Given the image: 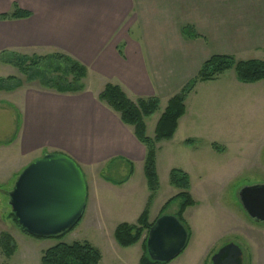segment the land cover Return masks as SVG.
Listing matches in <instances>:
<instances>
[{
  "label": "crops",
  "instance_id": "crops-1",
  "mask_svg": "<svg viewBox=\"0 0 264 264\" xmlns=\"http://www.w3.org/2000/svg\"><path fill=\"white\" fill-rule=\"evenodd\" d=\"M223 1L0 0V15L12 13L14 6L29 13L26 19L0 21V55L41 57L59 53L86 68L84 90L75 95L24 84L16 90L0 92L8 98L0 106L13 112L15 122L12 133L0 139V175H3L0 185L45 154L66 155L93 175L97 169L119 162L121 166H114L112 172L124 171L127 176L131 170L125 181L126 177L115 183L92 178L87 186L81 220L91 231L102 235L103 230L93 228L106 216L103 196L122 198L130 189L127 187L133 185L134 175L140 172L143 176L145 149L135 139L132 128L123 125L117 114L97 100L98 95L110 84L118 86L132 102L155 97L159 110L162 107L164 111L168 101L207 60L203 57L205 41L198 27L201 25L203 30L206 8L222 6ZM244 3L246 9L259 7L260 14L264 13V0H244ZM185 26L192 27L200 38L182 37L181 28ZM3 66L10 72L15 69ZM218 80L200 83L196 88ZM196 88L188 98L195 95ZM159 110L145 120L146 127V121ZM187 112L186 108L179 123ZM140 211L134 219L139 218ZM111 235L107 243L112 252H122ZM142 245L143 240L123 249L139 248L138 255L133 254L125 264H139ZM180 258L168 264L205 263V259L198 262L200 257L188 258L186 262Z\"/></svg>",
  "mask_w": 264,
  "mask_h": 264
},
{
  "label": "rangeland",
  "instance_id": "rangeland-1",
  "mask_svg": "<svg viewBox=\"0 0 264 264\" xmlns=\"http://www.w3.org/2000/svg\"><path fill=\"white\" fill-rule=\"evenodd\" d=\"M223 2L222 6L207 7L203 30L201 25L198 27L204 38L202 41H205L203 57L230 55L237 61H264V13L260 14L259 7L246 9L244 0ZM3 65L0 63V79L13 77L21 80L24 86L42 89L37 81L25 82L16 69L10 72ZM218 79L196 88L195 95L185 101L187 116L178 122L179 128L172 140L160 143L159 147L157 145L158 191L149 207L148 219L150 223L154 222L165 203L179 194L169 185L168 177L171 170H181L189 177V194L195 205L187 208L182 216L190 237L175 260L181 257L186 262L188 258L195 260L200 257L198 262L205 259L204 264H211L213 254L230 243L240 249L241 264H264V224L251 221L237 200L242 189L264 186V82L240 84L233 71ZM7 99L0 94V104ZM161 112L162 107L159 113L146 121L147 137L153 138L155 120ZM13 119V112L1 105L0 139L12 133ZM186 140L195 141L194 146H184ZM212 144L222 148V152L213 150ZM116 165L121 166L115 162L105 169H97L95 175L77 166L87 187L91 185L92 178H104L113 183L125 178L124 171L112 172ZM19 174L11 175L0 189L10 191ZM143 177L137 172L133 185L127 187L130 189L123 193L122 198L119 195L103 196L106 216L93 228L103 230L102 235L86 227L84 219L60 239L26 235L11 219L8 200L0 194V234L10 235L16 245V251L10 258H4L0 252V264H40L42 253L48 248L59 243L84 242L102 252L103 262L99 264H125L133 254L135 257L138 255V246L113 253L107 243L108 236L112 233L113 237L116 224H135L137 219L133 216L140 209L144 210L148 191ZM178 205V201L172 202L163 215L175 217ZM145 237L146 233L141 240Z\"/></svg>",
  "mask_w": 264,
  "mask_h": 264
},
{
  "label": "trees",
  "instance_id": "trees-1",
  "mask_svg": "<svg viewBox=\"0 0 264 264\" xmlns=\"http://www.w3.org/2000/svg\"><path fill=\"white\" fill-rule=\"evenodd\" d=\"M28 17L29 13L21 11L14 6L12 13L0 15V21L26 19ZM181 35L189 40L200 38L190 26L182 27ZM0 63L15 68L24 77L25 82L31 83L37 81L39 86L47 91L62 95H75L84 90L82 81L86 78V68L63 54L55 53L41 57H26L2 53L0 55ZM229 71L234 72L235 79L240 84L251 85L264 82V61L255 59L237 61L230 55L210 56L201 64L197 74L168 101L166 108L155 125L153 138H149L146 135L145 120L158 112L159 100L157 98H140L132 102L118 86L110 84L106 85L98 95L97 100L117 114L123 125L132 128L135 139L145 149L143 176L146 182L148 198L145 208L135 224L122 223L115 228L113 238L119 248L127 249L138 244L143 234L146 233L147 235L148 230L154 223H150L148 218L149 207L158 191V177L156 173L157 145L172 140L179 120L186 113L185 101L192 94L196 86L200 83L215 81ZM22 85L23 82L21 80L13 77L0 79V92H10ZM194 144L195 141L193 140L183 142V145L186 147H192ZM211 147L217 152H222V148L215 144H212ZM130 174L131 170H129L124 181ZM168 181L171 187L179 191V194L165 203L160 210L158 218L163 216L165 210L172 202L178 201V212L175 218L186 230L189 240V230L184 225L182 218L185 210L195 205L189 194V177L181 170L174 169L170 171ZM0 194L5 195L6 192L0 189ZM10 217L16 226H18L11 212ZM74 228L58 236L43 239H60ZM20 230L26 234L25 231ZM15 251L16 245L12 237L6 233H1L0 252L2 256L10 258L14 255ZM100 261V252L87 242L69 245L59 243L45 250L40 258V264H99ZM139 264L168 263L154 262L149 258L146 252L145 237Z\"/></svg>",
  "mask_w": 264,
  "mask_h": 264
},
{
  "label": "water",
  "instance_id": "water-1",
  "mask_svg": "<svg viewBox=\"0 0 264 264\" xmlns=\"http://www.w3.org/2000/svg\"><path fill=\"white\" fill-rule=\"evenodd\" d=\"M18 227L29 236L51 238L75 227L84 213L87 187L81 170L68 156L53 153L33 161L6 192ZM237 200L245 215L264 224V186L242 189ZM187 232L174 216L156 219L146 235V252L154 262L170 263L187 244ZM227 253V259L221 260ZM240 249L228 244L211 257V264H239Z\"/></svg>",
  "mask_w": 264,
  "mask_h": 264
},
{
  "label": "flooded vegetation",
  "instance_id": "flooded-vegetation-1",
  "mask_svg": "<svg viewBox=\"0 0 264 264\" xmlns=\"http://www.w3.org/2000/svg\"><path fill=\"white\" fill-rule=\"evenodd\" d=\"M229 244H230V243H229ZM222 248H223V247L219 248L214 254H216V253H217L220 249H222ZM228 252H229V251H227L226 254H224V256H223V258H222V260H221V263L223 262L224 259H227V258H228V257H227V256H228V255H227ZM214 254H213V255H214ZM221 263H220V264H221ZM238 263L241 264V256L238 257Z\"/></svg>",
  "mask_w": 264,
  "mask_h": 264
}]
</instances>
